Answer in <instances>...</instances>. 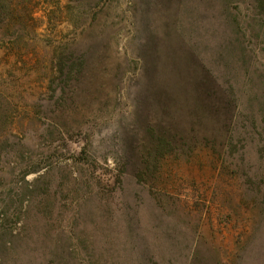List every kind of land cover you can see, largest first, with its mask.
I'll return each mask as SVG.
<instances>
[{"label": "rangeland", "instance_id": "1", "mask_svg": "<svg viewBox=\"0 0 264 264\" xmlns=\"http://www.w3.org/2000/svg\"><path fill=\"white\" fill-rule=\"evenodd\" d=\"M44 6L0 26V264H264V0H94L63 92L7 48L57 62Z\"/></svg>", "mask_w": 264, "mask_h": 264}, {"label": "trees", "instance_id": "2", "mask_svg": "<svg viewBox=\"0 0 264 264\" xmlns=\"http://www.w3.org/2000/svg\"><path fill=\"white\" fill-rule=\"evenodd\" d=\"M45 3V16L47 19L48 25H57V21H61L62 17L61 15L56 14L57 12H61L62 9H69V20L70 24L73 27V33H70V37L68 36V39L65 38L64 40V49L60 52V55L57 59V62L53 59L51 61V64L46 65V61L41 53V49L36 44V46H33L32 48L29 47H19L18 45H12L8 46L7 48L10 49V51L13 52V47L16 50L15 54L17 57V60L22 63V66H27L26 61L30 58L34 59V63L32 64V68L36 72H41L44 75L42 84L43 88L48 87L51 88L52 84L54 82V78L61 77L60 82L63 83L64 86L61 88L59 87L60 92H63L65 89V86L69 84V81L72 78H76L80 75L81 71L85 68L86 65V58L84 54L78 55L75 60L70 62L68 65L65 64V61L61 59L62 54H64L65 50H68L70 46L74 43V41L78 40L81 36L91 32V34L94 32V0H73L68 2L67 4H61L60 0H43ZM11 2H5L4 0H0V26L2 27H9L12 23V20L14 16H17L20 18L21 12H24L23 15H25V21H32L31 23L34 26L35 17L33 16V10L34 7H36V4L39 3V0H29L27 2H17L14 5L9 4ZM13 4V3H12ZM26 12V13H25ZM18 13V14H14ZM57 18L56 22L54 20ZM166 21V20H165ZM175 19H171V23H174ZM21 22V21H20ZM167 22V21H166ZM30 23V24H31ZM27 23L24 25L21 22V25L24 27ZM76 28H79L75 30ZM7 30V29H5ZM155 34H151V36H148V39L146 40V43L148 41V44L153 39V36ZM29 52V54L27 53ZM69 56H66V60ZM47 69V71H46ZM46 81L48 83H46Z\"/></svg>", "mask_w": 264, "mask_h": 264}, {"label": "crops", "instance_id": "3", "mask_svg": "<svg viewBox=\"0 0 264 264\" xmlns=\"http://www.w3.org/2000/svg\"><path fill=\"white\" fill-rule=\"evenodd\" d=\"M175 24L172 23L167 28L166 36L161 33H157L153 37V41L150 43V48L153 50V59H156L158 63L161 59V55L168 53L169 57H177L180 59L189 58V48L181 43L179 36L177 35ZM177 43L182 44L177 48ZM151 57V58H152ZM158 65V64H157Z\"/></svg>", "mask_w": 264, "mask_h": 264}]
</instances>
